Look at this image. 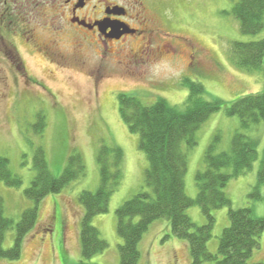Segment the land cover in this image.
Wrapping results in <instances>:
<instances>
[{
  "label": "rangeland",
  "instance_id": "rangeland-1",
  "mask_svg": "<svg viewBox=\"0 0 264 264\" xmlns=\"http://www.w3.org/2000/svg\"><path fill=\"white\" fill-rule=\"evenodd\" d=\"M52 1L35 0L32 10L24 7L19 13V2L0 0V11L4 7L9 10L7 18H0L7 23L16 20L22 28L19 32L20 28L12 25L2 38L0 35V155L22 182L12 188L0 181L4 215L14 222L5 233L4 249L13 247L15 226L32 205L24 191L36 176V148L43 149L56 177L76 151L84 161L85 175L40 202L36 224L23 240L20 258L0 259V264H76L81 260L83 209L78 196L82 191L94 193L99 187L97 152L101 144L119 147L123 161L120 185L110 198L108 212L92 220L108 247L89 263L119 264L121 240L115 212L122 203L147 190L144 172L148 166L138 136L129 132L119 115V93L134 94L145 106L163 99L182 109L189 95L188 87L182 84L185 79L202 85L206 101L230 103L257 94L263 89L264 75L237 68L230 49L233 43L264 39V31L258 35L240 33L231 15L237 0H111L126 7V20L138 36L108 44L106 50L95 35L70 27L68 13L57 8V0L55 6ZM97 1L81 14L93 11L89 16L93 18L101 11ZM21 2L26 6V0ZM21 17H25L23 26ZM30 29L33 41L28 39ZM44 47L50 52L42 51ZM40 116L45 126L36 134L34 125ZM235 133L253 142L257 157L249 170L228 181L224 192L231 209L250 207L254 217L262 218L263 199L254 200L249 195L258 187L264 197V182L258 179L264 156V122L242 129L238 118L226 116L223 109L213 113L196 131V145L185 149V193L195 199V175L205 169L209 146L214 145L215 153H228ZM221 171L230 173L229 168ZM228 210L212 211L215 222L207 243L210 253L217 252L218 240L229 225ZM186 214L198 226L206 223L197 205ZM258 243L249 263L264 264V232ZM138 251L136 264H190L187 244L171 234L165 219L149 226Z\"/></svg>",
  "mask_w": 264,
  "mask_h": 264
},
{
  "label": "trees",
  "instance_id": "trees-1",
  "mask_svg": "<svg viewBox=\"0 0 264 264\" xmlns=\"http://www.w3.org/2000/svg\"><path fill=\"white\" fill-rule=\"evenodd\" d=\"M231 15L237 21L240 33L258 35L264 31V0H237ZM233 64L247 72L260 71L264 75V39L247 43H233L230 49ZM189 95L182 108L170 106L159 99L153 105H143L134 94L119 93L118 111L121 120L132 134L138 136L139 149L144 152L148 166L144 172L147 188L122 203L116 210L119 264H136L139 260L138 244L149 226L156 220L169 222L171 234L187 244L190 264H253L249 263L258 238L264 232V217H254L250 207L233 210L224 189L231 178L249 170L257 157L253 142L241 133H235L228 153H215L210 145L204 157L205 169L195 175L197 195L189 198L185 193L187 156L185 149L196 145L195 134L215 112L223 109L226 116L237 117L242 129L264 122V84L261 92L248 94L234 102L218 99L206 101L202 85L184 80ZM44 119L38 117L35 133L44 130ZM217 138H215V142ZM123 152L119 147L101 144L97 152L100 184L96 192L82 191L78 196L83 209L79 243L81 260L76 264H91L89 260L103 253L108 244L100 238L92 220L108 212L110 198L120 185ZM9 162L0 155V181L8 187H19L21 179L12 175ZM36 176L24 191L31 207L24 210L15 226L14 243L4 249L6 231L14 222L4 215L0 198V259L15 261L20 258L23 240L38 218L40 202L50 194L61 193L71 182L85 175L84 161L73 151L62 173L56 177L48 167L45 153L36 148L33 156ZM230 169V173L222 169ZM259 183L264 182V156L258 171ZM262 200L258 187L249 195ZM199 206L206 223L198 226L186 214L187 209ZM229 207V225L218 240L217 252L210 253L207 243L212 236V211ZM258 264V263H256Z\"/></svg>",
  "mask_w": 264,
  "mask_h": 264
},
{
  "label": "flooded vegetation",
  "instance_id": "flooded-vegetation-1",
  "mask_svg": "<svg viewBox=\"0 0 264 264\" xmlns=\"http://www.w3.org/2000/svg\"><path fill=\"white\" fill-rule=\"evenodd\" d=\"M22 0H14L15 3L19 2V13L22 12V9L25 7L27 9L32 10L33 6L36 5L35 0H26V6H23ZM58 1V6L57 8H61V10H64L66 13H68V22H69V26L72 27L73 29L79 30L80 32H85L88 34H93L95 35L100 41L101 43H103L105 45V49L107 50V45L108 44H115V43H119L122 42L124 40H126L127 38L131 37V36H138V32L136 29H134L135 31V35H124L121 36L119 40H114V39H109L107 38L105 35H108L110 33V29H106L104 33H101L99 30V27L97 26V24L101 21H105V20H111V21H118L121 23L126 24L130 29H133V27L130 26V24L127 22L126 18L128 17V10L126 9V7L118 4V2L116 1H111V0H98L97 2L99 3V6H101V11L97 14H95L93 16V18H90V13L92 12L94 14L93 11H90V13H86V14H81L82 11H84L86 8H88V5L91 4L94 0H57ZM53 2V6H55V0L52 1ZM124 10V15H118L119 12H122V10ZM5 11V13L3 12ZM2 12L0 11V16H3V18H7V12L9 10H7L4 7V10ZM24 16H28L27 14H25ZM23 20H25V17H21V23L23 26ZM79 23H84L85 25L79 24ZM16 27V28H20V26L18 25L17 21L14 20L12 21H8V23L6 21H3L0 18V35L1 38L3 37V32L8 29V28H12ZM22 31V28H20V31ZM28 36H29V40H34V36H33V30L30 29L29 31H27ZM42 51L44 52H50V49L48 48H41Z\"/></svg>",
  "mask_w": 264,
  "mask_h": 264
},
{
  "label": "water",
  "instance_id": "water-1",
  "mask_svg": "<svg viewBox=\"0 0 264 264\" xmlns=\"http://www.w3.org/2000/svg\"><path fill=\"white\" fill-rule=\"evenodd\" d=\"M121 10L122 12H119L118 15H124V10ZM79 24L85 25L84 23ZM97 26L101 33H104L106 29H110V33L105 35L109 39L119 40L123 35H131L135 33V31L130 29L126 24L118 21L105 20L99 22Z\"/></svg>",
  "mask_w": 264,
  "mask_h": 264
}]
</instances>
